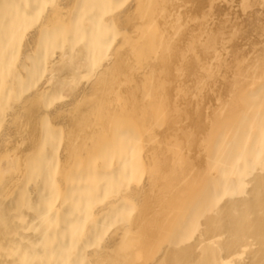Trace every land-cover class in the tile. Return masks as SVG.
I'll list each match as a JSON object with an SVG mask.
<instances>
[{
  "label": "bare ground",
  "instance_id": "obj_1",
  "mask_svg": "<svg viewBox=\"0 0 264 264\" xmlns=\"http://www.w3.org/2000/svg\"><path fill=\"white\" fill-rule=\"evenodd\" d=\"M0 264H264V0H0Z\"/></svg>",
  "mask_w": 264,
  "mask_h": 264
}]
</instances>
